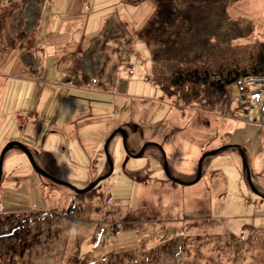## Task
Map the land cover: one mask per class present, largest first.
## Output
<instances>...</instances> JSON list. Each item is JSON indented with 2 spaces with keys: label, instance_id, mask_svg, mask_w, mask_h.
Segmentation results:
<instances>
[{
  "label": "rangeland",
  "instance_id": "1",
  "mask_svg": "<svg viewBox=\"0 0 264 264\" xmlns=\"http://www.w3.org/2000/svg\"><path fill=\"white\" fill-rule=\"evenodd\" d=\"M32 5L40 6V23L66 13L76 14L83 27L91 20L86 45L97 33L96 65L85 62L83 69L79 54L65 56L61 31L47 41L38 37L39 26L35 33L27 29ZM157 5L0 0V34L6 33L0 44V156L9 143H21L49 175L84 190L108 173L105 145L115 131L126 132L136 154L148 146L133 159L116 136L108 149L113 175L86 195L56 186L35 173L20 150H10L0 185V264H264V201L246 179L241 153L230 148L204 159L223 147L242 148L252 184L264 195L260 107L241 108L236 85L205 89L194 102L191 85L172 84L178 64L208 68L219 80L225 70L260 59L264 0L191 1L161 15ZM93 77L99 83L89 90L84 79ZM98 99L112 111L80 106ZM37 108L46 111L40 119L30 117ZM20 116L31 127H21ZM74 118L76 124L92 122L72 125L68 133L63 126ZM159 146L171 177L182 182L198 177L204 159L200 181L190 187L171 182ZM43 212L51 215L45 224H52L40 232L48 218ZM31 214L36 223L18 231Z\"/></svg>",
  "mask_w": 264,
  "mask_h": 264
},
{
  "label": "crops",
  "instance_id": "2",
  "mask_svg": "<svg viewBox=\"0 0 264 264\" xmlns=\"http://www.w3.org/2000/svg\"><path fill=\"white\" fill-rule=\"evenodd\" d=\"M39 7L40 6H34L32 5L31 7H27V16H25V23L28 25L27 29L31 28L33 30V32L35 33L37 27L38 28V37L39 35H42L43 38H47L48 41V37H51L53 35L54 32L57 31H61V38H65V40L62 42L63 45L65 46L64 50H62L63 54L66 56L68 55L69 57H76L77 54L80 55V58L78 61H80L82 63V68H85V62H92L93 66H95V62H94V58L96 56H98V51L99 48L94 46V42H97V33H93L90 34L91 35V41L93 43L92 47L90 48L91 44L89 46L86 45L87 42V38L86 36H88V31L90 30V24H91V20H89L88 25L85 24V26L83 27V25L80 22V19L75 16L76 14L74 13H66L67 15H59L57 17H49L48 19H46V21L40 23L38 14H39ZM36 8V9H34ZM37 14V15H36ZM36 15V16H35ZM25 23H22L21 25L23 26ZM22 30H24L21 27ZM101 30V29H100ZM4 32V31H3ZM1 32L0 34V44L1 43H6L5 40V35L6 33ZM4 35V36H3ZM45 41V42H47ZM44 45V44H43ZM46 46V45H45ZM1 51V48H0ZM69 51V53H67ZM57 51H53L51 54L47 53L46 56L51 57V56H55V53ZM58 53V52H57ZM25 56H27V54H23ZM72 64V63H69ZM92 71L93 67L90 69ZM94 78L97 77H93L92 79L89 80V83L87 81V78H85V84L86 86L89 85V90L92 89L93 85V80ZM66 83H73L76 82L78 83V86L80 88H82V82H79V80L76 81V78H68L65 81ZM99 82L97 81L96 85ZM59 83L56 82V85H58ZM115 82L113 80H111V83L109 85L114 86ZM103 87V86H101ZM118 87V84L116 86V88ZM104 92V94H106L105 96H108L107 91H101ZM99 93V92H98ZM100 94V93H99ZM103 94V93H101ZM98 102H91L90 105H87L85 103H82L80 106H85L88 107L91 112L93 111V109H95L93 112L95 111H102V110H110L112 111L111 105L110 103L107 104L105 100L102 99H98ZM45 109L43 108L41 111H39V108H37V112L36 113H32L30 115V117L35 118V119H40L41 115L45 114ZM76 115H74L75 117ZM76 118V117H75ZM75 118L67 125V126H63L66 127V131H68V133H71L73 131V127L75 125V128H77L78 125H85L88 123H91L92 121H87L86 119H79V122L76 124ZM90 119L93 118V114L89 117ZM23 119V120H22ZM22 120V121H21ZM20 121V122H19ZM28 118L26 116H20L17 118V122L20 123L21 127H31V125L27 122ZM37 128V127H36ZM36 128L34 130H36ZM65 129V128H63ZM38 132L42 133L43 132V128L41 126H39V130ZM100 151V146H98L96 149L92 150L93 154H96ZM109 167V166H108Z\"/></svg>",
  "mask_w": 264,
  "mask_h": 264
},
{
  "label": "trees",
  "instance_id": "3",
  "mask_svg": "<svg viewBox=\"0 0 264 264\" xmlns=\"http://www.w3.org/2000/svg\"><path fill=\"white\" fill-rule=\"evenodd\" d=\"M137 1L139 0H130L131 3H136ZM151 1H154L156 4H158L157 7L161 15V12L164 9L167 10L171 8L177 11L178 8L183 7V5H187V3L191 1H194L195 3H197V2H202L204 0H190V1L189 0H151ZM166 22H167V19H166ZM261 49H264V44L263 46H261ZM254 60H256V62L252 63L249 66V68H246V69L235 68L231 71L225 70V74L224 72L221 73L222 79H219V80L215 78L214 72L208 68H195L193 66L178 64L176 65L175 70L173 72L172 84L180 88H185L191 85L192 92L189 97V100L196 102L200 98L202 91L205 89H216V90L225 89L226 90L236 85V82L242 77H247V76H252V75L264 76V52L262 53V57L260 59H254ZM55 185L58 186L57 184ZM66 212L68 211H65L64 213ZM43 213H46L45 214L46 216L44 217L48 216V218L42 219L43 224L40 226V228H38L40 232L45 230L46 225L52 224L51 223L52 221H49L48 223L45 224V222L49 220V217L51 215H49V213L47 212H43ZM68 215L70 216V214ZM68 215H66L65 217L68 218ZM23 221L24 223L22 224L25 226L17 228L18 231L20 232L23 229H26V227H29L31 229L32 228L31 225L33 223H36L37 219L34 217V214H31V216H28V219L23 218Z\"/></svg>",
  "mask_w": 264,
  "mask_h": 264
},
{
  "label": "water",
  "instance_id": "4",
  "mask_svg": "<svg viewBox=\"0 0 264 264\" xmlns=\"http://www.w3.org/2000/svg\"><path fill=\"white\" fill-rule=\"evenodd\" d=\"M122 136L123 137V140H124V147H125V150H126V153L127 155L130 157V158H133V159H139V158H142L146 148L148 146H146L139 154H136L132 151L129 150V148L127 147V134L124 130L122 129H119L117 131H115L110 137L109 139L107 140L106 142V145H105V153H106V156H107V159H108V164H109V169H108V173L106 175H104L103 177L99 178L98 180H96L94 183H92L88 188L84 189V190H78L77 188L73 187L72 185L70 184H67L65 182H62L54 177H52L51 175H49L47 172H45L43 169H41L37 163L35 162V159L31 153V151L26 147L24 146L23 144L21 143H18V142H11L9 143L3 150V152L1 153V156H0V185H1V182H2V177H3V166H4V160H5V156L6 154L12 150V149H17V150H20L23 154H25L28 158V160L30 161L31 163V166L33 167V170L35 171V173L39 174L40 176H42L43 178H46L50 181H52L53 183L57 184V185H60V186H64V187H67L71 190H73L74 192H76L78 195H85L87 194L88 192H91L93 189H95L102 181H105L107 180L108 178H110L113 173H114V170H115V167H114V164L110 158V155H109V146H110V143L112 142V140L116 137V136ZM159 150L162 151V156H163V163H164V170H165V173L167 174V177L168 179L177 184V185H180V186H184V187H190V186H194L196 185L200 179H201V176H202V163L204 161V159H206L207 157H211V156H215V155H218L224 151H226L227 149H234V150H237L241 153L242 155V158H243V163H244V167H245V175H246V179L248 180V183L250 184L253 192L260 198L264 201V195L262 193H260L259 191H257L255 189V187L253 186L252 184V177H251V173H250V169H249V164L247 162V159H246V156L244 154V151L242 148L240 147H223L219 150H216V151H213L209 154H207L203 161L201 162L200 164V167H199V175L198 177L193 180L192 182H182L180 180H177L175 178H172L171 175H170V172H169V167H168V163H167V157H166V154L164 152V149L159 146L157 147Z\"/></svg>",
  "mask_w": 264,
  "mask_h": 264
},
{
  "label": "built area",
  "instance_id": "5",
  "mask_svg": "<svg viewBox=\"0 0 264 264\" xmlns=\"http://www.w3.org/2000/svg\"><path fill=\"white\" fill-rule=\"evenodd\" d=\"M132 74L133 72L130 71ZM97 81H94L93 85H96ZM240 93V98L237 99V103L241 108L245 107V104L251 106L252 104L260 107V113L264 116V76L252 75L242 77L236 82ZM254 107L251 106V109ZM100 228V227H99Z\"/></svg>",
  "mask_w": 264,
  "mask_h": 264
}]
</instances>
